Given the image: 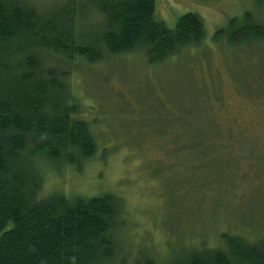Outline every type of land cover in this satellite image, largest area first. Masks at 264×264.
<instances>
[{
  "label": "rangeland",
  "instance_id": "obj_1",
  "mask_svg": "<svg viewBox=\"0 0 264 264\" xmlns=\"http://www.w3.org/2000/svg\"><path fill=\"white\" fill-rule=\"evenodd\" d=\"M247 12L264 22L256 0H156V19L170 30L187 13L203 19L201 49L163 65L138 53L71 68L78 118L97 152L80 165L43 155L27 168L40 172V200H123L122 264L181 259L190 248L216 247L225 232L264 240V39L241 51L213 40ZM209 120L236 140L196 144Z\"/></svg>",
  "mask_w": 264,
  "mask_h": 264
},
{
  "label": "trees",
  "instance_id": "obj_2",
  "mask_svg": "<svg viewBox=\"0 0 264 264\" xmlns=\"http://www.w3.org/2000/svg\"><path fill=\"white\" fill-rule=\"evenodd\" d=\"M43 1L0 0V264H122L123 200H40V172L27 166L43 155L80 165L97 152L89 124L78 118L72 67L138 53L149 65L167 64L201 49L205 24L187 13L170 30L156 19V0ZM252 19L249 12L232 19L213 40L247 50L264 39V22ZM209 123L210 130L195 131L196 144L236 140L231 129ZM146 264H264V240L225 232L216 247L202 244L181 259Z\"/></svg>",
  "mask_w": 264,
  "mask_h": 264
}]
</instances>
